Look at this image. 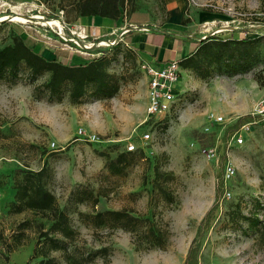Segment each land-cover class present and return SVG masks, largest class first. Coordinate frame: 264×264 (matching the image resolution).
I'll list each match as a JSON object with an SVG mask.
<instances>
[{
	"label": "rangeland",
	"instance_id": "1",
	"mask_svg": "<svg viewBox=\"0 0 264 264\" xmlns=\"http://www.w3.org/2000/svg\"><path fill=\"white\" fill-rule=\"evenodd\" d=\"M66 2L0 0V24L7 22L0 26V48L11 41L13 33L19 32L29 45L59 53L65 63H80L109 48L95 45L98 40L119 38L123 51L116 55L108 71L120 78V89L109 100L87 99L72 104L66 95L61 102L50 103L33 97V88L47 75L31 84L28 71L21 66L17 84L0 81V264H38L40 258L33 257L37 239L33 227L25 230L24 244L12 253L6 252L5 243L17 233L21 222H42L47 228L48 221L31 211L9 213L7 206L14 198L21 170H38L44 163L52 173L50 190L59 206L67 207L73 226L80 232L72 245L81 250L109 249L105 260L98 258L92 264H264V246L256 240V233L245 222L236 223L230 216L239 209L245 215L257 213L264 222L263 211L256 206V201L264 204V123L243 133L242 144L231 139L240 124L251 119L255 104L264 96V0H184L187 9L181 17L182 27L169 34L175 39V46L160 44L155 30H142L153 32L146 35L145 49L159 51L162 59L177 53L183 56L199 40L211 35L224 39L262 38L251 46L249 69L244 73L212 66L209 76L200 78L193 71H182L181 93L174 107L161 117L151 118L144 127L140 125L146 120V78L133 58L136 54L126 55L125 41L129 39H120L122 29L114 34L102 30L98 39L89 36L79 42L82 49L70 42L73 49L67 48L66 42L54 33L55 28L80 25L66 20L60 9ZM153 6L157 8L153 12L162 10L157 0ZM17 14L28 21L17 19ZM68 18L72 19L70 15ZM139 41L136 39V47L141 46ZM44 55L50 58L49 54ZM208 113L221 115L223 123L209 121ZM78 128L97 134L100 141H75ZM145 133L150 135L147 142L142 140ZM52 142L57 149L49 147ZM128 142L143 148L147 160L133 166L125 177L103 179L104 158L98 152L107 151L112 144L124 150ZM214 145L217 162L200 152V148ZM226 161L232 162L235 173L224 183ZM155 162L161 170L175 176L169 185L176 198L173 205L161 200L150 204ZM110 185L114 188L107 197L99 199L95 209L126 208L143 217H151L154 210L153 218L169 231L165 250H138L128 232L92 230L81 224L76 210H92L88 205L68 202L71 192ZM225 192L230 196H225ZM6 254L9 260L5 259ZM51 256L57 258L58 264H65L60 252H52Z\"/></svg>",
	"mask_w": 264,
	"mask_h": 264
},
{
	"label": "trees",
	"instance_id": "2",
	"mask_svg": "<svg viewBox=\"0 0 264 264\" xmlns=\"http://www.w3.org/2000/svg\"><path fill=\"white\" fill-rule=\"evenodd\" d=\"M137 2L138 0H67V4L61 5L60 9L64 11L65 18L69 21L91 16L117 21L134 12L138 8ZM186 9L185 4L184 13ZM69 15L71 20L68 18ZM180 22L183 23L184 20L181 19ZM5 24L7 22L0 26ZM261 39L259 37L224 39L218 35H211L199 40L192 51L175 60L182 71H193L200 78L208 77L209 68L212 66L231 67L235 73H244L249 69L247 57L251 46ZM121 51L122 43L118 40L107 50L101 51L99 56L80 63H65L55 56L46 58L42 52L29 45L21 33L15 32L11 36V41L0 48V81L17 84L21 66H24L31 84L39 77L47 75L44 82L33 88V97L38 101L46 99L50 103H59L66 95L72 104H80L87 99L109 100L118 93L120 78L109 72L108 67ZM109 52H112L111 56ZM135 54V50L127 46L126 55ZM136 57L133 58L137 59ZM149 122L150 119L144 121L140 127L147 126ZM98 155L104 158L103 179L108 181L127 176L133 166L147 160L143 148L127 151L121 150L118 144H112L107 151L98 152ZM152 171L150 204L159 200L167 205L175 204L176 198L169 186L175 179L173 173L161 170L157 162L152 165ZM51 178V170L45 163L38 170H21V177L14 186V198L7 206L8 212L20 214L31 211L45 218L49 225L45 228L42 222L28 220L21 222L17 233L12 236L10 242L5 243L6 252L10 254L23 245L25 230L33 227L37 233L33 257L40 258L38 264H58L57 258L51 256L52 252H60L65 264H92L98 258L105 260L108 247L81 250L72 245L78 240L80 232L73 226L67 207L61 208L55 194L50 190ZM113 188L112 185L99 186L96 190L82 187L71 192L68 202L74 206L88 205L92 210L91 212L76 210L81 224L92 230L104 228L128 232L133 236V243L138 250H165L169 231L153 218L154 210L151 217H143L134 215L126 208L95 209L99 199L107 197ZM256 206L264 215V204L256 201ZM230 216L236 223L245 222L247 227L256 233V240L264 246V222L257 213L245 215L241 210L235 209ZM8 254L5 255L6 260H9ZM105 262L107 263V260Z\"/></svg>",
	"mask_w": 264,
	"mask_h": 264
},
{
	"label": "built area",
	"instance_id": "3",
	"mask_svg": "<svg viewBox=\"0 0 264 264\" xmlns=\"http://www.w3.org/2000/svg\"><path fill=\"white\" fill-rule=\"evenodd\" d=\"M86 29L88 30L87 32ZM139 30L147 31L149 30V28L140 27ZM127 31V29H123L122 32L119 34V37ZM54 33H56L62 40H64V42H66V46L69 49H73V47L69 45V42L72 45L74 43L75 47L77 46V48L82 49V46L79 42H82V40L89 38V36H95L96 39L100 37L96 35V28L85 27L82 25L77 28H71L61 25V29L55 28ZM66 33L69 34L68 37L66 36ZM118 39H115L114 41L100 39L95 45H108L109 47L113 45L116 41H118ZM139 64L143 76L146 78V120L151 119L153 117H161L173 108L174 104L178 99V96L181 93L179 90V85L182 70L180 69L175 59L169 60L164 63H156L150 60L141 61L139 62ZM206 117L209 121L217 124L223 123L224 121L221 115H217L215 113H208ZM258 123H264V96L261 97L255 104L251 112V119L240 124L238 130H236L231 136V139L235 142V144H242L244 141L243 133H247L251 126L256 125ZM149 139L150 135L148 133H145L142 136V140L144 142H147ZM74 140L89 143H95L100 141L97 134L86 131L83 128H78ZM49 147L51 149L58 148L54 142L50 143ZM136 148L137 147L134 144L129 142L126 145L127 151H133ZM200 152L204 156H206L207 159L217 162L218 150L216 145H214L213 147L200 148ZM234 173V165L232 164V162L226 161L223 167V182L227 183V181L234 175ZM225 196L229 197L230 193L225 192Z\"/></svg>",
	"mask_w": 264,
	"mask_h": 264
},
{
	"label": "crops",
	"instance_id": "4",
	"mask_svg": "<svg viewBox=\"0 0 264 264\" xmlns=\"http://www.w3.org/2000/svg\"><path fill=\"white\" fill-rule=\"evenodd\" d=\"M154 1L155 0H138V8L128 16L121 17L117 21L105 20L100 17L91 16L86 18H77L72 21V23L85 27H94L96 28L98 35L99 31L102 30L105 31L106 34H114L118 30L127 29L128 31L126 33L128 34L125 35V37L124 35L120 36V39H129V42L125 41V43L135 50L137 55L136 60L138 63L149 60L156 63H164L172 59H177L181 55L179 53H177L178 55H171L170 57H166L167 55H164V59H162L159 57V51L156 52L155 49H153V51H148L150 49H145L147 47L143 42H145L147 38V33L153 34V32H142V30L139 29L140 27H148L151 29L150 31L155 30L156 33L154 34L157 35V41H159L160 44H163V46L166 47L175 46V39L169 34L182 27V25H180V21L184 13L185 2L184 0H163L162 3L159 2L161 4L160 8L162 10L158 9L157 12H153L154 9H157L153 6ZM136 39L138 41L140 40L139 42H141V46L136 47ZM32 46L37 51L42 52L43 55L46 53L49 54L50 58L54 56L57 59L60 58L58 55L59 53L55 54L53 51L42 48V46H38L37 44L36 46ZM161 56L163 55L161 54Z\"/></svg>",
	"mask_w": 264,
	"mask_h": 264
},
{
	"label": "bare ground",
	"instance_id": "5",
	"mask_svg": "<svg viewBox=\"0 0 264 264\" xmlns=\"http://www.w3.org/2000/svg\"><path fill=\"white\" fill-rule=\"evenodd\" d=\"M17 19L22 20V22H26V21H28V18L25 19V17H22L20 14H17ZM52 23H53V22H52ZM59 24H60V23H59ZM50 27H51V26H50ZM57 29H60V28L57 27Z\"/></svg>",
	"mask_w": 264,
	"mask_h": 264
},
{
	"label": "water",
	"instance_id": "6",
	"mask_svg": "<svg viewBox=\"0 0 264 264\" xmlns=\"http://www.w3.org/2000/svg\"><path fill=\"white\" fill-rule=\"evenodd\" d=\"M29 19H35V17H31V16H30ZM4 21H6V20H4Z\"/></svg>",
	"mask_w": 264,
	"mask_h": 264
}]
</instances>
